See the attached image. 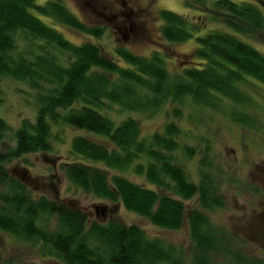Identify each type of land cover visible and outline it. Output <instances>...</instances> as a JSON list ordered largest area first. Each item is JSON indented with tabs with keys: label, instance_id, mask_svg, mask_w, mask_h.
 Returning a JSON list of instances; mask_svg holds the SVG:
<instances>
[{
	"label": "trees",
	"instance_id": "trees-1",
	"mask_svg": "<svg viewBox=\"0 0 264 264\" xmlns=\"http://www.w3.org/2000/svg\"><path fill=\"white\" fill-rule=\"evenodd\" d=\"M214 6L229 30L216 28L198 37L194 54L198 61L171 74L163 53L146 57L117 48L114 59L95 44L70 42L31 12L87 35L102 36L103 28L86 27L61 0L45 5L37 0H0V81L6 77L25 83L37 108L36 120L24 119L14 131L15 146L0 150V232L38 244L41 255L63 264H216L213 256H234L227 231L210 219V213L225 207L211 158L201 160L200 182L191 181L177 158L183 133L177 121L167 122L161 133L145 138L131 115L151 117L169 106L179 119L181 107L189 101L216 112L224 111L223 103L228 101L235 122L255 123L243 111L252 98L242 86L252 79L264 86V54L245 37L264 30V13L247 2L216 0ZM159 15L162 36L170 43H184L207 29L205 22H192L170 10ZM115 107L128 116L118 121L108 115ZM55 128L96 136L74 137L71 153L80 160L62 165L71 184L98 199L122 203L160 229L180 230L187 217L190 253L150 237L136 225L115 219L89 223L86 212L75 205L33 196L7 163L52 152ZM10 130L0 115V144ZM185 151L192 158L195 148L185 146ZM131 168L156 189L121 174ZM194 199L197 204L189 210L186 202ZM244 263L264 264L253 258Z\"/></svg>",
	"mask_w": 264,
	"mask_h": 264
},
{
	"label": "rangeland",
	"instance_id": "rangeland-1",
	"mask_svg": "<svg viewBox=\"0 0 264 264\" xmlns=\"http://www.w3.org/2000/svg\"><path fill=\"white\" fill-rule=\"evenodd\" d=\"M49 1L52 0H37V4L45 5ZM61 1L86 27L103 28L102 36L96 38L87 35L41 16L36 10L31 12L70 42L76 45L87 42L95 44L104 54L114 59H117V48H125L146 57L156 51L163 53L166 67L171 74L180 73L192 66V61H198L194 56L199 45L198 37L216 28L229 30L224 23V16L215 11L216 0H207L206 4L199 0ZM231 1L252 3L264 13V0ZM165 9L185 15L195 23L205 22L207 29L184 43H170L161 33L163 21L159 14ZM100 13L107 17H100ZM116 14L119 16L112 20V16ZM119 27L121 28L118 29ZM245 38L264 54V30ZM121 65L126 66L122 62ZM242 87L252 98L249 107L243 109L251 118L256 119L252 125L235 122L229 116L228 106L232 103H227L228 101H224V111L221 112L202 108L189 101L181 107L182 116L179 119L174 117L169 106L151 117L131 114L139 121L142 136L145 138H150L157 132L161 133L167 122L177 121L183 131L179 138L181 145L177 158L191 181L200 182L201 160L211 158L213 176L218 183L225 207L210 213V219L213 225L227 231L231 239L229 251L234 255L230 256L232 260L229 255L213 256L216 264H245V260L251 258L255 263H264V86L252 79ZM0 89V115L11 129L0 144V150L7 152L16 144L14 131L24 119L35 121L37 108L33 91L25 83L5 77L0 81ZM119 111L115 107L108 115L118 121L128 116L126 113L119 114ZM79 135L96 138L93 134L77 129L55 128L52 152L25 155L21 159L8 162L7 168L15 178L29 186L33 196L57 198L71 206L75 205L86 212L89 223H106L115 219L128 225H136L150 237L162 238L190 253L192 242L187 217L180 230L160 229L149 220L126 210L122 203L113 204L86 194L67 180L62 165L80 160L71 153L72 141ZM185 146L195 148L192 158L187 157ZM109 173L115 174V171ZM121 174L136 184L156 189L145 176L136 174L133 168ZM196 204V199L186 202L189 210ZM54 224L55 220L52 226ZM0 264L63 263L41 255L38 244L0 232Z\"/></svg>",
	"mask_w": 264,
	"mask_h": 264
},
{
	"label": "flooded vegetation",
	"instance_id": "flooded-vegetation-1",
	"mask_svg": "<svg viewBox=\"0 0 264 264\" xmlns=\"http://www.w3.org/2000/svg\"><path fill=\"white\" fill-rule=\"evenodd\" d=\"M95 13H97V12H95ZM100 15V17H103V18H105V17H107L105 14H103V13H100L99 14ZM119 16V14H116V15H114V16H112V20H114V18H116V17H118ZM121 27H119L118 29H120ZM124 30H126V29H124Z\"/></svg>",
	"mask_w": 264,
	"mask_h": 264
}]
</instances>
